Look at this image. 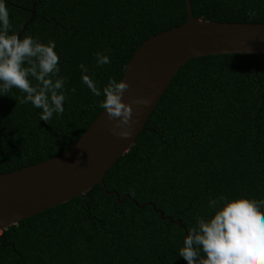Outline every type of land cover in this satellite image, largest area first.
<instances>
[{"label":"trees","instance_id":"1","mask_svg":"<svg viewBox=\"0 0 264 264\" xmlns=\"http://www.w3.org/2000/svg\"><path fill=\"white\" fill-rule=\"evenodd\" d=\"M4 2L11 32L17 35L33 10L20 38L55 42L67 100L63 114L46 123L41 109L19 103L18 89L0 95V174L64 152L101 112L103 94L83 83L80 64L102 91L109 79L120 81L143 41L186 21L184 0ZM189 2L199 21L264 24V0ZM98 52L110 63L99 67ZM102 183L119 199L152 204L170 222L147 205L117 204L94 185L84 198L8 227L0 264H187L179 249L197 217L211 215L210 199L264 200V54L188 60Z\"/></svg>","mask_w":264,"mask_h":264},{"label":"water","instance_id":"2","mask_svg":"<svg viewBox=\"0 0 264 264\" xmlns=\"http://www.w3.org/2000/svg\"><path fill=\"white\" fill-rule=\"evenodd\" d=\"M186 21L143 41L128 61L122 78L130 85L124 102L134 98H151L147 108L136 115L133 106L132 134L127 139L114 136L104 109L86 131L64 152L43 162L0 174V235L10 226L72 198H84L94 185L104 195H112L117 204L131 202L138 210L149 206L160 220H168L150 203L137 205L127 195L119 199L115 191H106L102 183L105 172L126 153L175 73L188 60L201 56L230 54H264V24L199 21L192 17L189 0H184ZM29 19L18 32L20 37ZM250 50V52H247ZM176 224L180 226V221ZM187 235V234H185Z\"/></svg>","mask_w":264,"mask_h":264},{"label":"clouds","instance_id":"3","mask_svg":"<svg viewBox=\"0 0 264 264\" xmlns=\"http://www.w3.org/2000/svg\"><path fill=\"white\" fill-rule=\"evenodd\" d=\"M11 29L7 5L0 0V95L18 89L24 93L19 103H31L41 109L40 119L47 123L53 114H63L67 100V78L59 75L55 42L41 43L32 36L20 38ZM96 58L99 67L110 63L109 58L99 52ZM79 68L85 73L83 83L93 95L103 94L100 107L108 121H115L109 128L111 134L121 139L130 137L133 124L137 122L133 119V106L138 116L141 107L150 106L151 98H134L126 103L123 96L130 88L127 82L109 79L101 91L86 74L87 68L83 64ZM208 206L213 210L211 215L197 217L195 226L184 237L179 256L187 264H264V200L228 199L221 195L210 199Z\"/></svg>","mask_w":264,"mask_h":264}]
</instances>
